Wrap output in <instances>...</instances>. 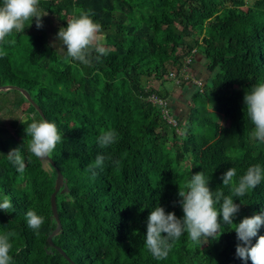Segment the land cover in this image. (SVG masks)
<instances>
[{
  "label": "trees",
  "instance_id": "1",
  "mask_svg": "<svg viewBox=\"0 0 264 264\" xmlns=\"http://www.w3.org/2000/svg\"><path fill=\"white\" fill-rule=\"evenodd\" d=\"M74 6L91 10L102 25L107 56L97 61L93 53L88 64L65 63L45 34L32 28L15 34V43L0 57V87L15 86L28 95L26 99L12 88L20 95L14 102L27 104L24 117L54 121L64 136L50 157L52 169L44 170L36 157L27 159L25 124L19 119L12 129L0 126V200L11 197L15 209L0 210V232L17 233L15 264H252L236 255L240 241L222 215L218 240L193 245L185 234L166 260H156L144 242L148 215L158 204L183 217L179 185L191 174L203 171L212 190L230 195L222 185L229 168L236 169L238 180L250 166L264 167V144L251 135L254 125L244 102L246 91L264 82V0L40 3L62 27L73 18ZM198 57L208 72L201 85L193 84L188 74ZM167 80L196 87L194 105L190 101L184 117L177 116L169 101ZM151 95L166 101L175 125L162 116L161 105L148 100ZM197 105L213 109L226 123L219 125ZM193 117L197 125H192ZM206 128L212 129L211 140ZM109 129L116 130L118 142L101 148L99 136ZM13 148H21L26 158L22 179L7 158ZM109 154L120 165L106 161L93 179L88 165L97 155ZM56 171L66 187L55 194L60 229L50 244L48 236L57 225L50 208ZM234 202L240 204L234 223L264 212V181ZM29 209L46 218L39 235L27 225ZM259 235H264V225Z\"/></svg>",
  "mask_w": 264,
  "mask_h": 264
},
{
  "label": "clouds",
  "instance_id": "2",
  "mask_svg": "<svg viewBox=\"0 0 264 264\" xmlns=\"http://www.w3.org/2000/svg\"><path fill=\"white\" fill-rule=\"evenodd\" d=\"M41 0H2L0 2V57L5 55L4 48L14 44L15 34L24 32L35 19L36 27L42 28V17L47 15L40 8ZM73 18L66 20L67 26L61 27L57 33L60 42L59 50L65 63H90L92 54H96L99 61L109 54V48L100 42L102 25L93 19L91 10L73 8ZM55 43V42H53ZM66 46V50H65ZM246 114L254 125L252 137L264 144V82H257L246 91L244 96ZM27 134L26 150L28 160L32 157L43 160L52 157L58 144L63 142L64 136L54 121L47 119L36 120L33 117H22ZM116 130L102 131L98 143L101 148H107L118 142ZM25 144V142H24ZM8 160L15 166L22 179L26 171V158L21 148H13L7 154ZM114 166L120 165V160L113 159L109 154L97 155L95 161L88 165L94 179L96 170H103L105 162ZM236 169L231 167L223 175V186L230 189L231 194L225 195L220 188L212 190L209 186L210 176L203 171L190 175V178L181 186L178 195L183 209V217L179 218L175 212H166L159 204L152 208L147 218V232L145 239L146 250L158 261L166 260L173 244L187 234L193 245L218 240L222 234L224 224L234 226L237 240L236 255L245 262L249 259L252 264H264V235L258 232L264 225V212L245 216L238 223L233 218L240 211V204L234 202V197H244L264 181V167L260 164L250 166L246 172L236 179ZM0 210L5 213L13 212L14 205L11 197L4 195L0 200ZM46 218L37 211L29 209L26 212V221L30 229L39 235ZM255 243L252 239L257 237ZM15 231L0 232V264H15L14 255H19L20 249L15 248Z\"/></svg>",
  "mask_w": 264,
  "mask_h": 264
},
{
  "label": "rangeland",
  "instance_id": "3",
  "mask_svg": "<svg viewBox=\"0 0 264 264\" xmlns=\"http://www.w3.org/2000/svg\"><path fill=\"white\" fill-rule=\"evenodd\" d=\"M247 4L251 3L252 0H246ZM44 12V11H43ZM42 21H43V27L42 28H37L36 27V22L35 19H33L31 26L26 27L24 29V31H27L29 29L34 28L35 30L41 31L45 34L48 43L56 50L58 51L60 54L61 51L59 50L60 47V42L57 39V33L59 31V29L62 27L60 23H58L57 21H55L53 19V17L51 15H49L47 13V15L42 17ZM101 36V40L100 42L103 44L104 40H103V35L100 33ZM55 42V43H53ZM65 50H66V46H65ZM196 62V59L194 60V63ZM201 64H204V60L200 61ZM193 65V64H192ZM204 70V69H203ZM204 72H206V70H204ZM186 74H183V78H186L185 76ZM202 76V75H201ZM190 77L191 82L194 84V80H197L199 82V84H202V80L201 78H196V77ZM151 84H153V82H151ZM156 85V82L154 83V86ZM164 85L166 86L167 89L171 90V97L169 99V101L171 100V102H173V99H175L176 97L179 96L180 94V90L179 87H173V80H167L164 82ZM195 86H192L190 92H194L195 90ZM190 94L187 95V97H189ZM20 95L13 89H9L7 92H0V126H5L7 128H11L12 129V125L18 121L20 118L25 116V108H26V103L22 102L20 104H18V102H14V99L19 98ZM190 98V97H189ZM201 97H197L196 98V103H198L199 99ZM189 106H190V102L189 104H187V106H184L182 104L178 103V109L183 110V114L185 115L188 110H189ZM204 106H198V111L199 112H204L207 114V116L209 117H213V120L217 123H219V125H224L226 123V120L220 116L215 114V111L213 109L209 110L208 108H203ZM206 110V111H205ZM198 119L194 118L192 119V125H197ZM182 127H183V122L181 123V126L178 127V132L182 131ZM205 132L208 136V139L211 140L213 138L212 135V129L211 128H206Z\"/></svg>",
  "mask_w": 264,
  "mask_h": 264
},
{
  "label": "crops",
  "instance_id": "4",
  "mask_svg": "<svg viewBox=\"0 0 264 264\" xmlns=\"http://www.w3.org/2000/svg\"><path fill=\"white\" fill-rule=\"evenodd\" d=\"M203 59L201 57L196 58V62L194 63V61L192 62V64L189 66L188 68V74L191 77H196V78H201L202 82H204L208 76V72L206 70V62H204V64H201L200 61H202ZM206 70V72H204V70ZM187 75V74H186ZM202 75V76H201ZM173 87H179L178 90H180V94L178 97H176L175 99H173V102L170 103L175 111V113L177 114V116L179 117H184L187 115V113L184 115L183 114V110L178 109V103L182 104L184 106H187V104H189V102L191 101V105H194V103L192 102V98L191 95L193 92H190L191 88H192V84H190V82H181V84L179 85H175V83H173ZM169 94L171 93V90L168 89ZM189 95V97H187V95ZM171 97V94L169 95V98ZM206 111V110H205Z\"/></svg>",
  "mask_w": 264,
  "mask_h": 264
},
{
  "label": "water",
  "instance_id": "5",
  "mask_svg": "<svg viewBox=\"0 0 264 264\" xmlns=\"http://www.w3.org/2000/svg\"><path fill=\"white\" fill-rule=\"evenodd\" d=\"M12 88H15L17 89L19 92H21L23 94V96L28 99V95L22 91L21 89L15 87V86H3V87H0V89H12ZM40 160V159H39ZM41 162V167L44 169V170H47V169H52V165H53V162L51 160V158H45L43 160H40ZM61 186H64L63 190L65 189L66 187V182L63 180V177L61 175V173L59 171H56V178H55V181H54V186H53V191L50 195V208H51V211H52V214L57 222V225L56 227L54 228V230L51 232V234L48 236V242L50 244H52L51 242V236L56 234L58 232V230L60 229V222H59V219H58V214H57V210H56V203H55V194L58 192V190L60 189Z\"/></svg>",
  "mask_w": 264,
  "mask_h": 264
},
{
  "label": "built area",
  "instance_id": "6",
  "mask_svg": "<svg viewBox=\"0 0 264 264\" xmlns=\"http://www.w3.org/2000/svg\"><path fill=\"white\" fill-rule=\"evenodd\" d=\"M189 61H190V57H187V58L184 60L185 64H187ZM181 70H182V71H181V74H185L184 69H181ZM169 75H170V76H174V73L171 72V73H169ZM185 76H186V75H185ZM186 77H187V76H186ZM175 81L177 82V79H176ZM193 81H194V83H195L196 85H200L199 82H198L197 80H194V79H193ZM148 100H150V101H152V102H156V103H158L159 105H161V107H162V114H163L162 116L166 119V121H167L168 123H171V124H173V125L176 124V121L174 120V118L168 113V110H167V108H166V101H165V100L160 99V98H158L157 96H154V95L149 96V97H148Z\"/></svg>",
  "mask_w": 264,
  "mask_h": 264
}]
</instances>
